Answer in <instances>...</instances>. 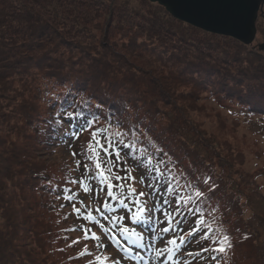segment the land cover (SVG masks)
Instances as JSON below:
<instances>
[{
  "label": "trees",
  "instance_id": "trees-1",
  "mask_svg": "<svg viewBox=\"0 0 264 264\" xmlns=\"http://www.w3.org/2000/svg\"><path fill=\"white\" fill-rule=\"evenodd\" d=\"M60 109L86 119L95 112L92 130L135 146L126 150L132 156H112L126 169L118 174L129 176L125 194L130 185L149 203L145 169L157 166L192 201V211L179 214L169 203L156 224H181L166 241L192 252L189 264H264V151L242 132L250 119L264 121V50L256 40L201 30L150 0H0V264H94L88 243L95 242L77 237L85 228L104 234L91 217L117 238L119 228L134 225L136 206L123 207L119 189L114 196L106 184L98 190V170L85 159L94 156L90 130L62 120L59 138L53 134L49 120ZM201 189L203 200L195 195ZM225 235L231 247L212 260L203 248ZM85 246L91 255L81 256Z\"/></svg>",
  "mask_w": 264,
  "mask_h": 264
},
{
  "label": "snow or ice",
  "instance_id": "snow-or-ice-1",
  "mask_svg": "<svg viewBox=\"0 0 264 264\" xmlns=\"http://www.w3.org/2000/svg\"><path fill=\"white\" fill-rule=\"evenodd\" d=\"M98 107V106H97ZM87 113L82 111H65L64 109H60L55 113V119L49 120V124L51 125L53 129V134L58 137L59 129L62 125V120H69L73 121V126H75V122L79 121V127L82 130H90L89 134L91 137L90 141H87L90 144V151L94 154L92 157H88L86 155L85 159L90 160L91 162H94V168L98 171H96L93 174V179L96 177H99L101 180L100 186H98V190L100 192H103V186L106 184L108 189V195L114 196L115 194L112 192V189L116 188L120 190V203L123 207L129 208V211L132 212V208L129 207V205H135L136 211L132 212V222L135 224L139 220H143L144 217L141 215L144 212V206L141 203L140 197L145 196V192L140 191L139 194H136V189L132 186L127 187L126 194L124 193L125 184L129 179V176L126 175H119L118 172L125 171L126 169H118L116 167V161H120L121 159V153L124 152L126 156H132L133 153L126 151L129 149H133L135 146L124 142L120 138L113 139L112 137H109L106 135V130L104 128L95 127V130H92L98 121V117L95 112L92 113V119H86ZM100 115L103 116L104 113L101 111ZM105 119L107 117L105 116ZM123 136V134H121ZM101 154H103V157H101ZM73 156L76 155V153H72ZM115 155L116 161H112V156ZM140 163H143V158H139ZM80 161L77 160V164H79ZM148 164L151 165V158H148ZM85 168H88V163H85ZM145 171L148 173L146 179L148 180L147 187H149L150 192L156 194L159 197H163V194L168 191L174 192V195L168 199L163 200V203H171L176 207V210L179 214V212L182 209H187L189 212L192 211L190 205L192 203L191 200L185 201L182 197H180V193L178 191H175L171 184L172 177H163L160 173V170L157 166H152V168L145 169ZM132 179L135 181V177H132ZM186 181L188 180L187 177H185ZM163 180V186L161 187V181ZM113 181H116L118 183H113ZM69 183L75 184L77 181H70ZM191 183L194 187L200 189L201 188V181L199 178H196L194 173L191 174ZM209 190V192L215 191L214 187H212L210 184L206 186ZM61 191H65V189H62ZM70 191V190H68ZM92 189L86 188L85 192H91ZM204 189H201V191L196 192V197L200 198V200H203L204 197L202 196V192ZM68 201L70 205L75 209V212L77 215L80 214V209L76 208L75 202L71 195L68 196ZM125 200L128 201V203H125ZM199 203V200L197 201ZM107 206V205H105ZM196 211L203 215V212L200 208H197ZM165 214L169 215L170 213L165 210ZM87 219V217L85 218ZM91 219L99 224V227L103 229V232L105 236L109 239V244H104L102 242V237L98 235L95 231H92L91 229L85 228L84 229V238L85 240H92L95 242V246L98 250L103 252L104 249H107L110 247V243L112 240L116 239V232L114 229H110L105 227L104 224L99 223V221L96 220V218L93 216ZM122 220V217L117 218V223ZM75 231V229H73ZM164 231H168L167 228L164 229ZM195 231L199 232L200 229L197 228ZM91 233V234H89ZM118 234L122 235L124 240L127 241V246L124 247V251L126 255L120 259H112L107 255L98 254L94 258V264H109V261L111 260V264H124V262L132 256L133 249L130 246H135L136 249H145L148 245L146 244L144 237L141 235L140 232H137L135 228L129 229L128 227H121L119 228ZM203 235V233H201ZM183 240V237L180 238ZM80 241L79 239L73 240L74 244H78ZM119 243V241H117ZM171 245H177V240L175 238L171 239L169 241ZM213 245H216L215 247H212L211 249L208 247H204L203 251L205 253L211 251L214 253L212 255L211 259L216 260L218 254H222L231 247V239L228 235H225L222 239V241H212ZM175 250L169 249V252H173ZM92 253L89 252L87 246H85L84 251L81 253V256L83 255H91ZM162 254L161 251H156L155 255L157 257H160ZM193 253L189 252L188 256H192ZM199 255V253H197ZM137 257H141L140 253H136ZM169 260L173 259L172 255L168 256ZM179 264V262H177Z\"/></svg>",
  "mask_w": 264,
  "mask_h": 264
},
{
  "label": "rangeland",
  "instance_id": "rangeland-1",
  "mask_svg": "<svg viewBox=\"0 0 264 264\" xmlns=\"http://www.w3.org/2000/svg\"><path fill=\"white\" fill-rule=\"evenodd\" d=\"M257 37H256V44L259 45H263L262 49L264 50V5L262 7V10L259 11V15H258V19H257ZM208 106L210 109H215L220 111V108L217 107L214 103L210 102L208 103ZM222 113L224 115H228L227 111H222ZM245 120V118H244ZM250 123H252V125H250L249 130L248 128H246V131H242L248 135H250L252 137V139L257 138L259 146L262 148V150L264 151V121H261L257 118H252L249 120ZM209 125V124H208ZM78 127L76 126V129ZM60 151L61 155L66 158V156H69L70 154L67 153L66 151H69V147H64L62 148ZM250 150H248L249 152ZM67 159V158H66ZM264 163V162H263ZM253 167V163L247 166L248 169ZM80 179H82L80 176L77 178V180L80 182ZM264 184V183H263ZM163 186V184H161V187ZM261 192L262 194H264V185H261ZM151 195H154L153 193ZM157 196V195H156ZM81 198V197H80ZM163 200H165V197L163 196L162 198L157 196L156 199H152L149 200V207H148V216L149 218L143 219V220H139L137 222L138 226H139V231L141 233V235L144 237V240L146 242V244L148 245L145 249H136L135 246H130L133 249V253L132 256L130 258H128L124 264H177V262H180V255H179V251L178 248L174 249L172 246H170L167 242L166 239H164L166 237V235H169L170 232L173 233H178L180 231V224H173V226L171 228H167L168 231H164L163 229H157L156 228V217L157 215H163L165 214V210H167V212H169L170 210V206L168 203H163ZM141 203L143 204V206L145 205V203H143L142 199H141ZM257 206H260L259 201L256 202ZM264 208V205H263ZM262 208V209H263ZM144 210H145V206H144ZM262 212V210H261ZM148 221V222H147ZM130 230L135 228L137 232H139L137 230L136 227H128ZM143 228V229H142ZM100 236L102 237V242L104 244H109V239L105 236V234H101ZM77 237L79 239H81V241L83 243H85V239L81 236L80 232L77 233ZM126 244H121V240H118L119 243H117V241L112 240L110 243V247L107 249H104L103 252L101 253L100 250H98L95 246V243L89 242L88 245L92 246L95 250H96V254H103V255H109V249H112L114 246L117 248V255L116 253H112V256H114L117 259H120L122 257H124L126 255L125 251H124V247L127 246V241L124 240L123 236L121 237ZM163 239L165 242H163ZM169 249H173L175 251L173 252H169ZM156 251H161L162 254L160 257H157L155 255ZM139 252L141 257H137L136 253ZM172 255L173 259L169 260L168 256ZM185 257H190L188 256V253L185 254ZM181 264V263H179Z\"/></svg>",
  "mask_w": 264,
  "mask_h": 264
},
{
  "label": "water",
  "instance_id": "water-1",
  "mask_svg": "<svg viewBox=\"0 0 264 264\" xmlns=\"http://www.w3.org/2000/svg\"><path fill=\"white\" fill-rule=\"evenodd\" d=\"M174 18L201 30L232 37L244 44L257 35L256 21L264 0H150ZM260 48L263 45H259Z\"/></svg>",
  "mask_w": 264,
  "mask_h": 264
}]
</instances>
